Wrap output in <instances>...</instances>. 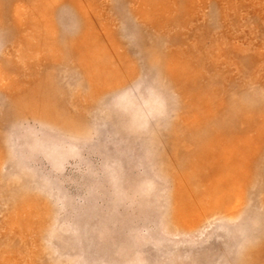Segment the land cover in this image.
Masks as SVG:
<instances>
[{
	"label": "rangeland",
	"instance_id": "obj_1",
	"mask_svg": "<svg viewBox=\"0 0 264 264\" xmlns=\"http://www.w3.org/2000/svg\"><path fill=\"white\" fill-rule=\"evenodd\" d=\"M0 264H264V0H0Z\"/></svg>",
	"mask_w": 264,
	"mask_h": 264
}]
</instances>
